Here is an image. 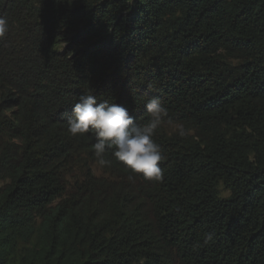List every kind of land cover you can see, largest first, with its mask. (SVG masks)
Here are the masks:
<instances>
[{
	"label": "trees",
	"instance_id": "trees-1",
	"mask_svg": "<svg viewBox=\"0 0 264 264\" xmlns=\"http://www.w3.org/2000/svg\"><path fill=\"white\" fill-rule=\"evenodd\" d=\"M0 17V264H264V0H0ZM85 91L140 124L161 101L162 180L67 132Z\"/></svg>",
	"mask_w": 264,
	"mask_h": 264
},
{
	"label": "clouds",
	"instance_id": "clouds-1",
	"mask_svg": "<svg viewBox=\"0 0 264 264\" xmlns=\"http://www.w3.org/2000/svg\"><path fill=\"white\" fill-rule=\"evenodd\" d=\"M7 32L8 22L6 18L0 17V39L4 38ZM144 108L148 119L146 123L140 124L126 107L107 100L98 102L93 92L85 91L73 104L72 113L66 121L67 132L73 137L91 132L96 141L91 147L101 165L111 163L105 159L106 152L111 150L115 159L122 162L131 172L142 174L145 180L159 181L163 178L160 166L163 154L154 137L163 118L168 115V110L155 97L147 99ZM189 132L184 125H179L180 137H185ZM129 180H134V177L130 175ZM209 240L210 234L205 243Z\"/></svg>",
	"mask_w": 264,
	"mask_h": 264
},
{
	"label": "rangeland",
	"instance_id": "rangeland-1",
	"mask_svg": "<svg viewBox=\"0 0 264 264\" xmlns=\"http://www.w3.org/2000/svg\"><path fill=\"white\" fill-rule=\"evenodd\" d=\"M221 193H222V195L225 196V197L228 195V192H226L224 189H221Z\"/></svg>",
	"mask_w": 264,
	"mask_h": 264
}]
</instances>
